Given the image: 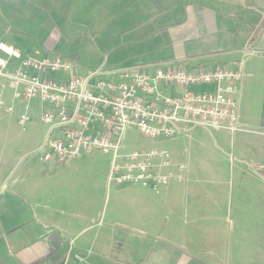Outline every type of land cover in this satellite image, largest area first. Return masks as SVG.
<instances>
[{
	"label": "crops",
	"instance_id": "1",
	"mask_svg": "<svg viewBox=\"0 0 264 264\" xmlns=\"http://www.w3.org/2000/svg\"><path fill=\"white\" fill-rule=\"evenodd\" d=\"M1 5L6 9L0 12H104L107 20L92 24L103 25L97 34L108 39L127 29L132 41L151 43L120 67L217 68L244 60L240 122L252 132L220 131L228 142L213 130L195 128L203 135L190 142L188 164L172 159L165 190L157 195L116 186L112 203L110 165L98 168L95 155L55 167L36 154L46 132L24 145L31 148L25 153L21 144L13 150L8 143L9 150H0V264H82L72 253L87 264H264V0H0ZM30 38L23 44L9 37L4 44L32 57L48 55ZM44 44L56 49L55 41ZM166 47L172 53L159 61ZM247 50L254 54L245 56Z\"/></svg>",
	"mask_w": 264,
	"mask_h": 264
},
{
	"label": "built area",
	"instance_id": "2",
	"mask_svg": "<svg viewBox=\"0 0 264 264\" xmlns=\"http://www.w3.org/2000/svg\"><path fill=\"white\" fill-rule=\"evenodd\" d=\"M252 54L245 51V56ZM0 77L14 89L15 99L27 102L19 117L22 126L31 119L29 101L38 100L46 136L36 154L55 167L89 152L110 154L108 187L136 186L159 195L171 183L166 171L174 164L168 151L148 145L197 127L231 135L252 132L240 122L244 60L217 68L103 66L79 75L75 64L61 56L32 57L0 44ZM132 129L140 130L149 144L123 153ZM70 257L87 264L80 254Z\"/></svg>",
	"mask_w": 264,
	"mask_h": 264
},
{
	"label": "rangeland",
	"instance_id": "3",
	"mask_svg": "<svg viewBox=\"0 0 264 264\" xmlns=\"http://www.w3.org/2000/svg\"><path fill=\"white\" fill-rule=\"evenodd\" d=\"M0 9L3 10L6 8L1 5ZM49 11L46 8V12H0V42H2L0 44H4V41L9 37L14 38V40H19L24 44L26 37L31 39V36L34 39H38L34 41H37V46L43 53L61 56L72 61L79 75H85L87 72L103 66L120 67L131 64L136 55H140L145 50L150 49L151 43L140 44L136 40L132 41L129 38L127 29H123L121 32L118 30V33L108 39L102 36V33L97 34L96 31H101L103 25L98 27L92 24L93 21L102 24V21L107 20V18L104 19L103 17L104 12ZM37 18L39 19L37 20ZM44 21L49 23L47 27L41 29ZM39 27L41 31L37 32ZM53 27H56V29L54 30ZM22 30L27 33L22 32ZM22 35L24 37L23 41L21 40ZM54 41L56 42L55 50L44 47V43L54 46ZM8 42L9 44L17 46L12 41ZM171 53L172 50L170 47H166V50L163 52V57H160L161 59L159 61H168L167 58L169 59ZM144 62L147 61L145 60ZM192 91H201V89L195 88ZM23 104H27V102L15 99L14 89L5 78L0 77V150L13 149V145L17 142L21 144L18 149L25 153L31 148L26 147L24 149V145L29 144L33 138L46 132V126L38 118L40 115H38L39 104L36 99L29 101V112L33 115V119L24 126L19 123L20 111ZM214 132H216L213 133L214 137L219 139V136H223L227 138L228 142L230 141V138L220 131ZM199 135H203V132L200 129H195L189 134H181L174 140H161L155 145H148L149 140L141 134L140 130L132 129L127 132L124 138V146L126 149L122 152L132 153L139 149V147L148 145L149 150H166L173 160L188 164L186 150L189 149L190 142L193 139H197ZM8 143H10L9 148H7ZM20 151L17 150V152ZM89 153L85 154L95 155L98 168H103L105 162H107L108 166L110 165L112 159L110 154H105L100 151ZM116 186L118 185L112 184L109 189L110 203L114 202L112 192Z\"/></svg>",
	"mask_w": 264,
	"mask_h": 264
}]
</instances>
